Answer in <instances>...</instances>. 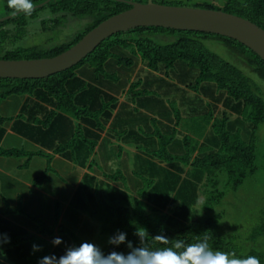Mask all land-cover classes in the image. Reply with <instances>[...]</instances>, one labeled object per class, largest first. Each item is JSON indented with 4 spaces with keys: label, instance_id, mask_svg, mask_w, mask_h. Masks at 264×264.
Masks as SVG:
<instances>
[{
    "label": "trees",
    "instance_id": "trees-1",
    "mask_svg": "<svg viewBox=\"0 0 264 264\" xmlns=\"http://www.w3.org/2000/svg\"><path fill=\"white\" fill-rule=\"evenodd\" d=\"M28 2L32 4L30 12L24 10L25 0H0V18L7 17L0 21V59L55 56L77 43L103 20L131 7L129 3L121 0ZM153 2L184 4L181 0L173 3ZM193 4V7L222 10L241 16L264 29V0H225L223 6L218 8L212 7L210 4L215 3L208 1ZM42 12L53 15L52 18L41 20L44 31H58L62 34V25L74 18V21L85 24L72 33H64L67 34L66 40L53 45H17L26 35L29 19L37 18ZM159 31L173 32L177 34V38L158 44L153 39ZM128 33H135L138 37L132 41L119 38ZM206 38L231 41V44L238 46L244 64L252 76L208 49L203 42ZM125 48H131L130 56H127ZM137 53L140 54V59L132 65L131 58ZM138 65L141 66L138 72L142 75L137 74L136 83L145 79L142 85L149 84L147 77L156 76L157 88L165 87L168 93L171 88L166 84H172L176 93L184 94L185 91L189 95L190 89L194 93L201 92V95L195 93L197 98L194 95L190 99L185 95L180 101H197L203 95L207 100L205 102L211 104L212 108L204 117L203 125L194 126L192 129L189 124L180 121V113L183 112V117L189 116L186 108L173 109L169 104L170 99L164 101L161 100L162 97L159 98L160 102H156L159 107H155L157 109L154 111L156 116L151 119L152 130L142 128V151L147 158L142 157V166L135 168L133 172L141 182L134 183L129 178H122L119 182L120 179L114 175L112 179L119 183L118 187L101 185L95 183V178L86 173L70 199V206L87 212L100 221L101 232L110 234V243L100 249L104 255H126L140 248L161 250L173 247L178 241L191 245L207 238L213 251L242 260L253 256L259 260V264H264L263 252L252 249L246 254L237 253L238 246L219 230L220 214L205 217H196L194 214V207L198 202L197 192L204 190L205 179H209L214 187L211 192L212 203L218 204L223 196V192L215 189L217 182L213 177L218 171H226V186L231 185L236 190L258 170L256 141L257 132L264 124V90L261 85H264V60L232 38L200 31L136 27L105 38L83 59L66 70L43 78H0V102L12 95L23 96L16 115L0 116V143L5 133L2 125L12 121L11 127L16 134L43 148L52 149L76 165L85 166L117 103L116 96L110 92L115 94L125 87L132 80V73ZM175 65L188 68L190 66V77H186L188 80L183 78L181 81H171L168 70ZM162 71L166 73L163 74ZM136 86L130 85L132 92ZM141 92L142 102L148 100L149 96H144L147 91ZM135 95L139 96V93ZM173 97L171 100L178 102L179 99ZM216 109L218 112H215ZM160 117L169 118L171 124L164 125ZM156 138L158 147L153 143ZM169 145L183 147L186 153L176 151L177 155H173L169 152L172 150H168ZM37 153L45 154L42 151ZM0 155L19 158L30 157L34 153L23 148L0 147ZM162 162L164 165H160ZM44 177L43 174L35 178L34 183L38 184ZM130 187L142 195V198L153 203L150 214L145 213V201L139 204L138 199L130 196ZM132 199L137 203V208L131 205ZM212 203L208 207H212ZM162 209H168V213ZM53 211L52 226L25 210L20 199L16 208L0 211V232H7L11 237V243L3 251L0 250L2 264H38L43 256L60 255L67 249L61 245H53L43 237L54 233L60 216V203L57 201L54 202ZM7 213L26 215L30 221L39 225L38 232H27L5 218ZM139 220L146 231L144 237L138 234ZM58 227L61 230L62 226ZM121 232L125 234V240L113 242ZM261 236H264V209L261 210L260 222L253 229L251 239L257 241ZM33 243L41 247L32 255L30 247Z\"/></svg>",
    "mask_w": 264,
    "mask_h": 264
},
{
    "label": "rangeland",
    "instance_id": "rangeland-1",
    "mask_svg": "<svg viewBox=\"0 0 264 264\" xmlns=\"http://www.w3.org/2000/svg\"><path fill=\"white\" fill-rule=\"evenodd\" d=\"M126 1L143 2L144 0H126ZM155 1H162L164 3H173L179 0H155ZM181 1L184 2V4H165V5L193 7L194 5L193 3L195 2L208 1V2L215 3V4H210L212 7L218 8V7L223 6V3L225 0H181ZM196 8H202V7H196ZM52 17L53 15H51L49 12H42L39 14L37 18L29 19V22L26 25V30H27L26 35L20 42H18L17 45H23V46L37 45L40 47H44L47 45L48 46L53 45L55 43L65 41L66 40L65 36H67V34L72 33L74 30L79 28L81 25L85 24L84 22L79 23V22L74 21L75 19L74 18L73 20L70 19V21L62 25L61 28L64 30L62 34H60L61 32H58V31L55 32V31H49V30H45V31L42 30L41 24H40L41 20L52 18ZM64 33H67V34H64ZM137 37L138 36L135 33H128L119 38L130 39V41H132L133 39ZM176 38H177V34L173 32L159 31L154 36L153 40L157 42L158 44H165V43L174 41ZM203 42L208 49L214 51L219 56L224 58L226 61L233 63L234 65L242 69L244 73L251 75L249 74V71L246 65L244 64V58L240 55L241 51L239 50V47L231 44V41H225V40L217 39V38H206L203 40ZM125 51L127 52V56H130V53L132 52L131 48H125ZM139 57H140V54L138 53L134 57L132 56L131 58V60L133 61L132 65H135L137 63L138 59H140ZM140 67L141 66L138 65L135 71L137 74L142 75V73L138 72ZM162 72L163 74L166 73L165 71H162ZM168 72H169L172 82L174 80L181 81L183 78L188 80V78L190 77L189 75L191 74L190 66L188 68V67H183V65H175L174 67L169 68ZM145 74L147 75V72H145ZM163 74H161V77L164 78ZM147 79L146 80L149 81L150 85L148 83H145V85L143 84L144 86L142 85V91L144 90L147 91V94L144 96H149L148 100H145L143 102L144 104H147L150 102L158 103L160 102L159 98L161 97H162L161 100H164V101L167 99H170V101L167 100L169 101L170 107H172L173 109L186 108L189 113V116H188V115H185V112H184V115L188 117H183V112L180 113V121H183L184 123L189 124L192 129L194 126L198 127V126L203 125L204 117L208 115L209 111L212 108L211 104L208 105V102H205L207 101L205 96L203 95L201 97L199 96L200 99H202L201 102H199L200 100L199 99L197 101L195 100V101H190L188 103H184L180 101V98H183V96L185 97V95L189 97L190 96L193 97L195 93L197 92L194 93L190 89L189 95L185 91H183L184 94H182V92L176 93V91L174 90L175 88L173 87L172 84L171 86L170 84H166V86H169L171 88V92L169 91L167 93L166 91L167 88L164 87L162 89H159L155 86L158 82V78L156 76L147 77ZM144 80L145 79H142V83L145 82ZM162 80L163 79H161L160 81ZM192 82H194L193 79H192ZM261 85L264 90V85L262 83ZM172 90L174 91V93H172L173 92ZM198 90H199V87H198ZM175 93H176V96H175ZM197 94L201 95V92ZM168 95H170L171 97H169ZM172 97L176 100L178 98L179 99L178 102L174 101L173 99L171 100ZM195 98H197L196 95H195ZM22 99H23L22 95H12L2 100L0 102V115L3 113L6 115H14L16 103H20ZM190 99L192 98L190 97ZM7 101L11 102V106L6 107L4 105V103H6ZM218 106L220 107V104H218ZM156 107H159V106H156ZM170 109L171 108H169V110ZM215 112H218V110L216 109ZM180 125H181V122H180ZM208 129H209V125L207 126V130ZM179 130H181V128ZM257 135H258L257 141H256L257 154H258V159L256 162L258 166L257 172L253 176H250L249 178H247L244 181V183L240 185L236 190H233L231 185L226 186V182L228 180L226 171L224 170L218 171L214 175L213 178L217 182L215 189H217L219 192H223V196L220 202L218 204L212 203L213 197L211 199V195H212L211 192H213L214 187L211 186L212 182L209 179H205V181H203V183L206 182V185L203 186L205 188L202 192L200 191L197 192L198 202L196 206L194 207V214L196 217H205L207 215H212V214H217V213L221 215L220 221H219V230L223 234V236H225L228 239H231L233 243L236 246H238V249H239L237 250L238 254H246L252 249L264 253V236L259 237L257 241L255 239H251V234H252L253 229L260 222L261 210L264 209V124L260 126L257 132ZM200 141H202V139H200ZM9 146L16 147V148L18 147L26 148V146H31V145L26 140L20 137L13 136L10 138L8 137L2 144V148H8ZM177 147L173 145H169L168 150H172L169 152L172 153L173 155H177L176 151H180L181 154L186 153L184 152L185 148L180 147L182 148L181 150L180 148H177ZM25 159H26L25 156H22L19 158L14 157V160H17L16 162H19V163H23ZM26 163L27 162H24L23 165ZM10 168H9L10 174H16V172L13 173V171H17V169H19V168H13V167H10ZM23 169L25 168H21L18 172L25 173L26 175H29V172H31V171H27ZM77 172H79V170L75 167L74 170L69 171L68 175L70 176L68 177L67 175V177L64 178L65 176L63 175L64 172L62 170L56 169L52 163L51 168L47 170L48 175L46 174L44 179H41L40 182L38 183V185L42 186V188L44 189H50L51 187L53 189V187H55L56 189L55 192L58 193L56 200H58V203H60V207H61L60 214L64 212V209H67L64 205L65 201H62L60 197H62V199L64 198V196H68L70 198L72 197L73 179L71 178L74 175H76ZM23 176H20V177H23ZM25 178H28V177H25ZM130 178L131 176H129V179ZM32 179H34L33 176H32ZM53 184H55V186H53ZM214 196L218 197L217 195H214ZM34 200L35 198H32L31 200H27V201L32 202ZM43 200L44 201H40V205H36V206H34L33 203L29 204V203L22 201V207L28 210L31 215H36L38 219L43 221L48 226H52L53 224V202L54 201H52V199L50 198L43 199ZM7 201L10 202L11 199L7 197ZM211 203H212V207H208L210 206ZM28 204L29 206H27ZM18 214L21 216L23 215L22 213H18ZM24 216L26 215H23L22 217H19V218L15 216L13 217V219L14 221H16L15 223L17 224L20 223V220L21 221L22 220L25 221L26 219L29 220V218L27 217L26 219H23ZM63 220L64 221L62 222V228H61L62 231L60 233V236L62 239L61 245L66 247L67 249L78 246L79 242L81 243L89 242V243L95 244L96 246H98L99 249H101L107 246L111 241L110 234L101 232V222L100 221H98L95 218H92L87 212H81V211H78L72 208L70 206V202H69V207L65 213V218ZM141 220H139L140 221L139 230L144 229L142 228ZM27 224L30 227H33L31 229L38 231L39 225H37V223L28 221ZM24 228H27V225H25ZM69 232H71L72 234ZM53 235H55V233ZM228 258L229 260L237 259L231 256H228ZM237 260H242V259H237Z\"/></svg>",
    "mask_w": 264,
    "mask_h": 264
},
{
    "label": "crops",
    "instance_id": "crops-1",
    "mask_svg": "<svg viewBox=\"0 0 264 264\" xmlns=\"http://www.w3.org/2000/svg\"><path fill=\"white\" fill-rule=\"evenodd\" d=\"M136 77H137V73L136 71H134L132 73V80L127 82L125 87H123L118 93L114 94L113 92H110V94L116 96L117 103L112 111L110 118L106 123L105 130L101 132V136L97 144L95 145L91 156L88 158L85 166L76 165L72 161L64 158L59 153H55L52 149L43 148L40 145L16 134L11 127L12 121L4 123L2 126L5 129V133L2 137L0 147L2 148V144L8 137L10 138L16 136L26 140L31 145V146H26V148L23 147H18V148H23L24 150L30 153H34V155L30 157L25 156L26 159L24 162L27 163L24 165H23L24 162L23 163L16 162L17 160H14V157L0 155V186H1L0 190L3 191V193L2 191H0V211L6 210V208H10V209L16 208L19 199L21 200V202L24 201L29 204L33 203L34 206L40 205V201H44L43 199L50 198L52 199V201L58 202V200H56L58 193L55 192L56 190L55 187H53V189L52 187L50 189H44L42 188V186L38 184L36 185L34 183L35 178L43 174L48 175L49 172L47 173V170L51 168L52 163L56 169L62 170L64 172L63 173V175H65L64 178L67 177L69 171L74 170L75 167L79 170V172H77V174L71 178L73 179L72 182L73 193L82 183L83 176L86 173H88L90 176H93L95 178V183L101 185L109 184L118 187L119 183H117L112 179L114 175L115 176L117 175V178L120 179L118 180L119 182H121L122 178H129V176H131L130 181L132 179H133L132 182L134 183L139 181L140 179H137L135 174H133L134 169L138 168L139 166H142V157L147 158L145 153L142 151V128L145 129L151 128L152 130L153 122L151 121V119L156 116L154 111L157 108L155 107L159 105L156 102H150L147 104H144L142 102V95H141L142 81L136 83L135 82ZM132 84L137 85L134 88V92H132L130 88V85ZM134 93L135 94L139 93V96H136ZM22 101H20V103H16L14 115L17 114ZM4 105L6 107H9L11 106V102L7 101L6 103H4ZM165 105L168 106L167 104ZM3 114H1L0 116L1 117L14 116V115H6V114L3 115ZM160 120L162 121V123H164V125L171 124L169 122V118L163 119L160 117ZM178 132H182V131H178ZM153 143L155 147H158L157 138ZM8 148H11V146H9ZM2 149H7V148H2ZM40 151H42L45 154L44 155L38 153L36 154V152H40ZM160 165H164V163L162 162L160 163ZM10 167L19 168V169H17V171H13V173L16 172V174H10L9 173ZM20 167L25 168L23 170H27L31 172H29V175L18 172L21 169ZM32 176L34 177V179H32ZM69 176L70 175H68V177ZM53 186H55V184H53ZM130 189L128 190L130 196H132L133 199H138V202L140 201L139 204L142 201L143 202L145 201L147 204L145 208V213L150 214L153 203L145 198H142V195H139V193H137L135 189L131 187ZM7 197L11 199L10 202L7 201ZM32 198H35V200L32 202L27 201V200H31ZM60 198L62 201H65L64 205L68 209L71 198L68 196H64L63 199L62 197ZM133 199L131 201L132 203L131 205L137 208L138 205L133 201ZM29 204L27 206H29ZM67 209H64V212H62L59 216L57 225L54 227L55 235H53L54 234L53 233L52 234L53 236H46V237L43 236L44 238L52 241V239L56 236L61 237L60 236L61 230L60 227L58 226H62V222L64 221L63 219L65 218V213ZM162 211L168 213V209H162ZM15 216L19 218L22 217L23 215L21 216L18 213H7V215H5V218L15 223L16 221H14L13 219V217ZM33 216L36 217V215ZM23 219H26V216H24ZM26 221L28 222L30 220L27 219L25 221L20 220V223L18 225L21 226L22 228H24L25 225H27V228L24 229L31 234H36L38 231L31 229L33 227H30ZM59 245H61V243Z\"/></svg>",
    "mask_w": 264,
    "mask_h": 264
},
{
    "label": "water",
    "instance_id": "water-1",
    "mask_svg": "<svg viewBox=\"0 0 264 264\" xmlns=\"http://www.w3.org/2000/svg\"><path fill=\"white\" fill-rule=\"evenodd\" d=\"M121 1L129 3L131 7L103 20L77 43L55 56L0 59V78L47 77L79 62L105 38L117 32L149 26L200 31L232 38L264 60V29L246 18L222 10L165 5L152 0L145 3ZM5 18H0V21Z\"/></svg>",
    "mask_w": 264,
    "mask_h": 264
},
{
    "label": "clouds",
    "instance_id": "clouds-1",
    "mask_svg": "<svg viewBox=\"0 0 264 264\" xmlns=\"http://www.w3.org/2000/svg\"><path fill=\"white\" fill-rule=\"evenodd\" d=\"M25 2L24 10L30 12L32 4L28 0ZM138 234L141 237L146 235L144 229H140ZM124 240L125 234L121 232L113 242ZM61 242L62 239L59 236L54 237L51 241L53 245H59ZM10 243V235L7 232H0V250L3 251L4 247ZM40 247V245L31 244V254L39 251ZM178 249H182V251H178ZM38 264H259V260L253 256H249L245 260H229L227 254L213 251L205 238L191 245L178 241L173 247L161 250L140 248L126 255L117 253L104 255L95 244L82 242L76 247L66 249L60 255H45L38 260Z\"/></svg>",
    "mask_w": 264,
    "mask_h": 264
}]
</instances>
